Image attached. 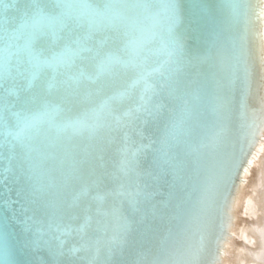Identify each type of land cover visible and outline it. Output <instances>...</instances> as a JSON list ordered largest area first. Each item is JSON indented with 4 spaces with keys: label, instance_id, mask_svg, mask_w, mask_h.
Returning <instances> with one entry per match:
<instances>
[{
    "label": "water",
    "instance_id": "obj_1",
    "mask_svg": "<svg viewBox=\"0 0 264 264\" xmlns=\"http://www.w3.org/2000/svg\"><path fill=\"white\" fill-rule=\"evenodd\" d=\"M169 2L0 0V264L245 258L264 0Z\"/></svg>",
    "mask_w": 264,
    "mask_h": 264
},
{
    "label": "bare ground",
    "instance_id": "obj_2",
    "mask_svg": "<svg viewBox=\"0 0 264 264\" xmlns=\"http://www.w3.org/2000/svg\"><path fill=\"white\" fill-rule=\"evenodd\" d=\"M264 148V146H263ZM264 170V168H263ZM264 181V180H263ZM255 189V188H254ZM251 193L254 195L255 193L253 192V189L251 190ZM261 196L259 195L258 198H260ZM237 199H238V194L235 198V202H234V208L236 209V203H237ZM251 206L250 209L252 211H250V215L251 216H255L258 215L257 217H255L254 219H252V223L255 224H251L249 222V225L246 226V229L244 230L243 236L245 235V238L250 239V241H246V245H245V258L241 255H239L238 259L235 261L234 264H263L261 263L262 259H261V254L263 253L264 256V225H263V229L262 231L256 232L257 228H258V222H259V218L262 219L263 215H264V211H262L263 209H259V202L257 201H253L250 202ZM256 206L258 207V212H253V209L256 208ZM248 221V220H247ZM261 229V227H260ZM253 235H250V234ZM247 236V237H246ZM230 242L228 243V246H230ZM244 252V250H243ZM263 258V257H262Z\"/></svg>",
    "mask_w": 264,
    "mask_h": 264
},
{
    "label": "snow or ice",
    "instance_id": "obj_3",
    "mask_svg": "<svg viewBox=\"0 0 264 264\" xmlns=\"http://www.w3.org/2000/svg\"><path fill=\"white\" fill-rule=\"evenodd\" d=\"M170 4L174 5L175 8L177 9V13H176V17L175 19L172 21L169 29H168V35L171 36L172 32L174 31V29L176 27H178V25L181 23V20H182V17L180 16L179 14V5L176 3V0H170L169 2ZM259 18L264 21V9H261V12H260V16ZM182 45H180L178 42H177V47H181ZM260 60L262 63H264V55H262L260 57ZM247 75H250V72L246 69V76ZM260 111L262 113H264V105H261V108H260ZM262 132H264V129H262ZM241 150H243L241 148ZM191 255H195V253H192ZM6 264H10V260H6ZM183 264H198V262L195 260V259H189L187 261H184Z\"/></svg>",
    "mask_w": 264,
    "mask_h": 264
}]
</instances>
